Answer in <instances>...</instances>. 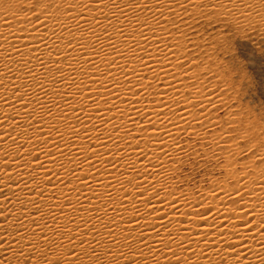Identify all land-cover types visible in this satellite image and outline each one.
<instances>
[{"label": "bare ground", "instance_id": "1", "mask_svg": "<svg viewBox=\"0 0 264 264\" xmlns=\"http://www.w3.org/2000/svg\"><path fill=\"white\" fill-rule=\"evenodd\" d=\"M44 3L0 1V264H264L263 145L231 183L170 178L222 125L187 25L264 34V0Z\"/></svg>", "mask_w": 264, "mask_h": 264}, {"label": "rangeland", "instance_id": "2", "mask_svg": "<svg viewBox=\"0 0 264 264\" xmlns=\"http://www.w3.org/2000/svg\"><path fill=\"white\" fill-rule=\"evenodd\" d=\"M217 17H212L213 19L211 18L208 22L206 21L207 23L203 22V20H198L201 22L198 23L195 20L194 24V20H191L187 26L189 27V31L191 29L192 31L198 30L197 34L200 37L203 35L205 37L203 41L204 48H209L208 57L211 58H208V61L205 59L207 66L209 65L207 68H215L216 66L218 68L219 66L218 71L217 68L215 69L217 72L221 70L219 73L215 72L217 74H213L212 78L213 80L215 79L216 84L218 82L214 88L218 97L212 92L218 98L217 109L213 108V114H204V111H202L201 115L207 118L214 115L215 119L221 120L224 127L222 125H213L211 128H208L209 134L211 131H216L214 133L216 137L214 136L213 138L215 142L207 139L206 142H201L202 145H200V140L192 141L190 137H185L189 141H192L188 147V150H190H187L181 159L172 162V165L174 163V169L178 168L174 172H170V178L174 181L173 184L177 190L190 189L195 191L200 187L208 188L213 179L226 180L227 178L226 181L231 183L233 181L232 176L237 174L238 171L240 172L241 168L248 164V161L251 160H249L250 155L253 157L252 155L255 154L256 143L264 146V34H259L256 30L231 29L225 24L224 19H220L219 16ZM218 30L221 31V37L227 36L230 38L232 49L229 52L222 54L221 51L216 50L217 46L213 43L214 39H211L210 36L216 35ZM202 55L204 58H207V54L202 53ZM233 55L238 56L239 60L243 62L244 71L242 74H239V79H237V74L226 72ZM196 56L198 58L203 57H200L198 53ZM214 62L215 66L213 67ZM241 123L245 129H250V131L243 134L233 132L234 128H240ZM220 128L222 129L220 130ZM237 135H239L240 140L248 137L249 143L245 145L244 142H241L243 147L238 146L239 140L233 138ZM220 139L222 140L219 141ZM229 148L232 149L230 150ZM196 150L198 151L196 152ZM243 160H247L246 163ZM232 164L233 166H229ZM172 165H170L171 171L173 170ZM230 168L232 170L231 173L228 172ZM233 171L235 172L233 173Z\"/></svg>", "mask_w": 264, "mask_h": 264}, {"label": "snow or ice", "instance_id": "3", "mask_svg": "<svg viewBox=\"0 0 264 264\" xmlns=\"http://www.w3.org/2000/svg\"><path fill=\"white\" fill-rule=\"evenodd\" d=\"M32 3H33L34 8H39L43 4L44 8L42 9V11L44 9L48 8V6H49V4L44 3V0H32ZM213 43L216 44V46H217L216 50L221 51L222 54L224 52H229L232 49L231 40L227 36L217 37L216 39H214ZM243 71H244L243 62L241 60H239L238 56L233 55L231 57V62L229 64L228 68L226 69V72L237 74V79H239L240 78L239 74H242ZM245 79H246V77H245ZM248 131H250V129H245L243 127L242 123H241L240 128H238V129L234 128L233 129V132H237L239 134H243V133H246ZM233 138L239 140L238 146H240V147H243L241 142H244L245 145H247L249 143L248 137H245L244 140H240L239 135H237ZM241 195H242V192H237V196H241ZM57 261H59V260L57 259V260L53 261V264H57Z\"/></svg>", "mask_w": 264, "mask_h": 264}]
</instances>
